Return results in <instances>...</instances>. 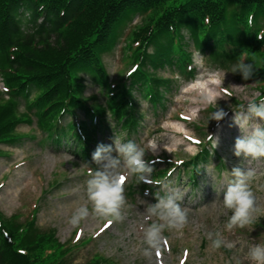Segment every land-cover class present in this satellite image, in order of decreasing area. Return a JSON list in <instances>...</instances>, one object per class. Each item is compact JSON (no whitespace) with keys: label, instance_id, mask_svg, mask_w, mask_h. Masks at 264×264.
<instances>
[{"label":"rangeland","instance_id":"rangeland-1","mask_svg":"<svg viewBox=\"0 0 264 264\" xmlns=\"http://www.w3.org/2000/svg\"><path fill=\"white\" fill-rule=\"evenodd\" d=\"M137 16L140 17L139 22ZM146 20V16L134 13V17L125 22L119 31L118 41L112 50L103 54L110 83L120 85L124 81L132 64L129 48L133 31L145 24ZM182 34L187 43L185 48L191 53V71L195 75L189 77L186 74L171 73L170 70L153 71L150 68L157 77L171 80L170 89L163 91L165 106L159 107L156 112L135 91L133 100L139 120L136 129L131 132L118 123L108 107L107 132H97L89 161L76 151L72 134L69 133L60 144L53 142L49 130L42 129L36 115H32V121H26L28 117H23L24 122L17 127L18 140L0 144L3 152L0 156V211L7 218L13 215V221L22 225L31 217L35 206L37 231H55L59 242L65 246L71 245L63 257H69L71 264H86L90 261H99V264H105L104 261L109 264H257L250 258L249 251L257 245L264 247V157H255L243 150L237 155L235 144L238 139L252 137L257 128L264 131V118L249 111L248 106L240 110L233 108L242 101H250L258 96L259 90L253 78L263 72L264 54H251L248 59L244 56L239 61H230L234 57L224 56L234 54L228 46V51L216 54L221 55L217 59L221 62H216L215 58L212 59L208 54L205 56L197 49L187 30ZM152 49L149 47V51L152 52ZM196 52L199 54L194 56ZM200 57L204 58L202 62H198ZM241 63L251 66L247 79L239 67ZM210 72L223 74L221 95L215 105H206L195 93L181 90L198 75ZM85 83V101L94 104V95H97L98 102L107 105L108 98L101 87L89 79H85ZM254 105L258 108L264 106V100ZM217 109L233 111L216 120L211 117V113ZM94 110L103 113L99 107ZM26 111L21 106V114ZM77 114L78 121L85 118L79 111ZM180 114L187 120L182 119ZM71 121H76L74 116L66 114L61 118L63 125ZM179 132L202 139L205 145L212 133L210 149L213 155L206 164L200 163L198 172L191 163L176 165L170 176L160 184L154 183V171L160 167L169 168V165L168 162H157L156 165L146 162L150 155L168 156L177 161L194 157L200 148V145L188 143L190 137L184 138ZM153 139L157 145L155 150L149 145ZM129 142L144 149L142 159L152 171L141 172V176L149 181L152 188L149 191L139 182L140 176L137 174L140 173L128 167L124 155L119 151L120 146ZM100 146L109 151L101 152V158L97 160L93 154ZM112 159H117L119 163L115 167L105 168ZM234 169L242 173L254 171V178L246 183L252 191L253 207L256 210L250 214L252 223L243 227L235 225L229 229L227 223L234 210L225 207L223 201L227 188L238 180ZM97 171L127 176L123 183V203L118 209L119 219L97 214L93 202L88 198V181ZM131 183L134 186L133 193H130ZM75 191L81 194L75 197L82 200L79 208H87L88 212L73 226L70 221L77 212L66 213L62 218L55 210L70 204L73 201L71 194ZM8 192L15 197L13 202H10ZM168 196L185 212L186 222L182 228L162 229L166 239L161 250L156 251L145 243L144 233L152 223L165 222L155 215L150 216L148 208ZM105 224H108L107 228ZM78 228L80 234L75 241ZM216 239L222 241L219 248L213 247Z\"/></svg>","mask_w":264,"mask_h":264},{"label":"trees","instance_id":"trees-1","mask_svg":"<svg viewBox=\"0 0 264 264\" xmlns=\"http://www.w3.org/2000/svg\"><path fill=\"white\" fill-rule=\"evenodd\" d=\"M131 11L149 13L148 22L135 31L134 39L142 44L137 52L145 46L143 58L149 57L147 46L156 45L151 58L154 66L174 65L178 56V65L186 67L187 53L173 37L182 26L199 40L201 49L210 48L213 55L228 51L227 46L234 54L226 58L264 54V27L258 26L264 24V0H0V72L11 96L5 100L0 93V142L15 139L22 98H30L29 108L35 109L45 125L57 115L73 112L74 107L88 113L81 97L80 73H89L108 89L100 54L109 47L115 27ZM143 64L144 59L129 76L131 87L125 85L110 97L119 117L134 121L128 112L133 107L131 89L150 90L153 83L164 82L149 76ZM258 75L257 80L264 81V61ZM152 96L158 99L159 92ZM20 226L3 219L0 264H67L54 233L37 231L34 221L21 232Z\"/></svg>","mask_w":264,"mask_h":264},{"label":"clouds","instance_id":"clouds-1","mask_svg":"<svg viewBox=\"0 0 264 264\" xmlns=\"http://www.w3.org/2000/svg\"><path fill=\"white\" fill-rule=\"evenodd\" d=\"M248 23L251 24V17L248 18ZM198 54L196 52L194 56ZM203 59V57H200L198 62H202ZM239 67L243 70L244 78L247 79L251 66L241 63ZM233 71H235V68H233ZM222 75L221 72H210L198 75L195 79L187 82L181 90L195 93L196 97L206 105H215L222 91L220 87L222 84ZM248 108L256 116L264 118V106L258 108L256 105L250 103ZM225 115L226 113L223 109H217L211 113V117L216 120H220ZM149 145L155 150L157 146L155 139L151 140ZM235 148L237 155L243 150L246 154H251L255 157H264V131L257 128L252 137L238 139ZM106 151H109V149L100 146L93 154L94 159L99 160L101 158V152ZM119 151L124 155L126 163L132 171L137 173L152 171L151 168L146 167L145 161L142 159L144 154L143 148H137L136 144L129 142L126 145L120 146ZM118 163L119 161L117 159H112L109 165H105V168L115 167ZM234 174L238 177V180L227 188L223 201L225 207L234 210V214L229 218L227 223V228L229 229L235 225L243 227L252 223L250 214L256 210L253 207L254 199L252 191L248 183H246L254 178V171L249 170L246 173H242L239 169H234ZM125 179H127L126 175H110L107 171L95 172L93 178L88 181L87 192L88 198L93 202L97 214L102 217L119 219L120 214L118 209L124 199L122 192ZM139 179L143 180L144 177L140 176ZM87 212V208L81 207L77 214L72 217L70 223L73 226L77 225L80 219L87 215ZM148 213L150 216L155 215L160 221L165 222L152 223L144 233L145 243L151 245L156 251H160L161 245L166 239L162 235V229L165 227L182 228L186 222L185 212L182 211L171 196H168L159 199L155 205L150 206ZM221 243L222 241L220 239H216L213 241V247L219 248ZM249 256L257 264H264V247L259 245L252 247L249 251Z\"/></svg>","mask_w":264,"mask_h":264},{"label":"bare ground","instance_id":"bare-ground-1","mask_svg":"<svg viewBox=\"0 0 264 264\" xmlns=\"http://www.w3.org/2000/svg\"><path fill=\"white\" fill-rule=\"evenodd\" d=\"M185 137H187V136H184V138ZM29 182V181H28ZM8 194H9V197H11L10 198V202H13L14 201V198L15 197H12V193L11 192H8ZM81 194L79 193V192H77V191H75V192H73L72 194H71V198H72V200L73 201H71V203H70V201H69V203L70 204H66V205H64L63 207H60V208H58L57 210H55V212H57V214L59 215V216H63V217H65L64 215H66V213L68 214H71L73 211H75V212H78V210L80 209L79 208V204L82 202V200L81 199H78V198H75V197H78V196H80ZM78 199V200H77ZM82 206V205H81ZM62 217V218H63ZM138 231H139V229H138Z\"/></svg>","mask_w":264,"mask_h":264},{"label":"snow or ice","instance_id":"snow-or-ice-1","mask_svg":"<svg viewBox=\"0 0 264 264\" xmlns=\"http://www.w3.org/2000/svg\"><path fill=\"white\" fill-rule=\"evenodd\" d=\"M109 224H110V223H109ZM104 227L107 228V227H108V224H105Z\"/></svg>","mask_w":264,"mask_h":264}]
</instances>
